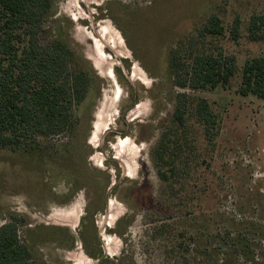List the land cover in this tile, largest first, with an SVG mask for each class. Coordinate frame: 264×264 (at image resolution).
<instances>
[{"label": "rangeland", "instance_id": "rangeland-1", "mask_svg": "<svg viewBox=\"0 0 264 264\" xmlns=\"http://www.w3.org/2000/svg\"><path fill=\"white\" fill-rule=\"evenodd\" d=\"M255 14L264 0H53L40 40L85 58L99 92L72 134L30 152L0 149V226L18 224L28 264H264V100L239 93L245 62L264 57V42L248 38ZM212 15L224 34L197 40ZM191 40L235 58L228 86H174L170 53L188 54ZM179 92L191 97L184 126L173 118ZM198 98L217 118L212 137ZM166 133L163 182L151 151ZM127 137L130 177L116 159Z\"/></svg>", "mask_w": 264, "mask_h": 264}, {"label": "trees", "instance_id": "trees-1", "mask_svg": "<svg viewBox=\"0 0 264 264\" xmlns=\"http://www.w3.org/2000/svg\"><path fill=\"white\" fill-rule=\"evenodd\" d=\"M52 7L53 0H0V149L30 152L39 147L40 139L72 134L79 126L80 110L99 92L100 77L85 58L60 39L41 42ZM247 31L251 41L264 42V15H253ZM224 32L221 19L212 15L197 30V40ZM230 36L235 41L240 38L239 18ZM195 41H190L188 54L186 50L183 55L182 48L170 53L174 86L191 91L228 86L237 72L235 58L200 51ZM239 93L264 100L263 56L245 62ZM190 102L186 92L175 96L173 118L180 126L185 124ZM196 113L206 134L214 136L217 118L206 99H197ZM167 136L169 133L151 151L163 182L171 177L163 170L168 164V146L164 145ZM31 257L29 248L20 240L18 224L11 219L0 226V264H28Z\"/></svg>", "mask_w": 264, "mask_h": 264}, {"label": "flooded vegetation", "instance_id": "flooded-vegetation-1", "mask_svg": "<svg viewBox=\"0 0 264 264\" xmlns=\"http://www.w3.org/2000/svg\"><path fill=\"white\" fill-rule=\"evenodd\" d=\"M137 78L138 77H136V80H140L144 84H147V82H145V79L144 80L143 79L141 80V79H137ZM128 140H129L128 137L127 138H122V139H120L119 143H117V148L120 149V155H119V157H116V159H120V160L123 161L124 166H125V169L127 171V176L130 177L131 172H132V168H131V170H129L127 168V166H126V163L124 162V160H126L127 157H129V155H131V153H128ZM110 201H109V208H110ZM110 212H111V209H110ZM109 219H110V213H109V216L106 217L105 218V221H103V222H104V225H106L107 227L112 228V226H113V220H112V223H110V220Z\"/></svg>", "mask_w": 264, "mask_h": 264}, {"label": "bare ground", "instance_id": "bare-ground-1", "mask_svg": "<svg viewBox=\"0 0 264 264\" xmlns=\"http://www.w3.org/2000/svg\"><path fill=\"white\" fill-rule=\"evenodd\" d=\"M108 76H109L110 78H112V73H111V74H108ZM109 126H110V125H107V124H106V125L104 126L103 129L106 130V129L109 128ZM95 136H97V133H95ZM110 206H111L110 208H112V206H114L113 202H112V203L110 202ZM108 208H109V203H108ZM110 208H109V210H110ZM110 240H111V239H110ZM110 244H112V240L107 244L108 247L110 246ZM105 246H106V245H105Z\"/></svg>", "mask_w": 264, "mask_h": 264}, {"label": "water", "instance_id": "water-1", "mask_svg": "<svg viewBox=\"0 0 264 264\" xmlns=\"http://www.w3.org/2000/svg\"><path fill=\"white\" fill-rule=\"evenodd\" d=\"M114 186H115V184H112V186L110 187L109 191H111Z\"/></svg>", "mask_w": 264, "mask_h": 264}]
</instances>
